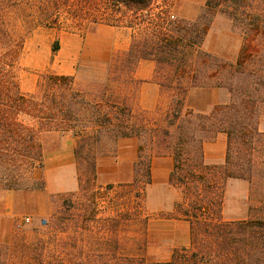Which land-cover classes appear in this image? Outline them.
<instances>
[{
	"label": "trees",
	"instance_id": "16d2710c",
	"mask_svg": "<svg viewBox=\"0 0 264 264\" xmlns=\"http://www.w3.org/2000/svg\"><path fill=\"white\" fill-rule=\"evenodd\" d=\"M63 2L0 0V192L44 190L42 180L25 173L43 167L46 135L74 139L75 168L84 173L78 180L82 191L95 186L103 142L137 138L144 144L138 147L131 183L119 186L129 190L133 207L105 218L101 229L107 233L71 237L64 247L69 250L49 251L45 258L40 254L32 264H264V132L258 129L264 117V0H206L194 21L172 20L168 0L161 5L157 0H94L101 7L100 20L111 19L108 25L142 28L129 48L111 60V82L90 98L76 87L74 76L48 74L36 93L24 94L16 75L24 41L17 24L28 28L27 33L47 26L51 12ZM36 3L38 11H31ZM217 14L227 17L242 38L234 64L203 49ZM58 46L56 41L51 51L57 52ZM142 61L154 64L153 80L160 88L175 93L158 125L137 118L134 108L109 95L110 83H131ZM187 87L225 88L230 101L208 113H195L184 106ZM220 133L226 136L224 163L208 165L204 144ZM144 146L158 152L144 155ZM160 156L172 159L168 182L182 194L174 216L188 225L190 240L188 246L173 249L168 261L147 263L125 251L130 242L136 250L142 247L140 234L148 225L145 190L151 184V160ZM229 179L250 185L251 215L245 220L222 218ZM261 211V216L253 215ZM7 249L0 246V264H11Z\"/></svg>",
	"mask_w": 264,
	"mask_h": 264
},
{
	"label": "rangeland",
	"instance_id": "374dc122",
	"mask_svg": "<svg viewBox=\"0 0 264 264\" xmlns=\"http://www.w3.org/2000/svg\"><path fill=\"white\" fill-rule=\"evenodd\" d=\"M168 1V15L172 20L194 21L202 13L206 0ZM157 3L161 5L162 0H157ZM38 5L36 3L31 11H38ZM100 8L94 0H64L51 12V23L47 26H39L27 33L28 28L17 24L16 30L24 36V41L16 75L24 94L36 93L41 78L55 74L74 76L76 87L86 91L90 98L100 95L105 83L111 82V73L114 72L109 68L111 60L125 52L142 29L108 25L111 19L105 22L97 16ZM56 41L59 46L53 53L51 49ZM241 43L242 38L233 30L231 21L217 14L205 37L203 49L226 63L234 64ZM133 79L127 85L110 83L109 95L114 101L134 108L137 118L144 117L151 125L162 123L175 93L161 88V98L155 104L152 101L154 93L148 91L141 103L138 92L142 81ZM151 81L155 83L153 78ZM189 84V81L185 83L186 86ZM187 88L184 106L190 111L208 109V113L214 106L222 105L219 102L224 95L230 98L225 88ZM190 91L193 95L187 104ZM263 120L264 117L260 123ZM263 127L258 126V129L261 131ZM42 140L43 167H36L25 176L42 180L44 190L21 191L17 197H6L3 193L18 191L0 192V246L8 248L7 260L11 264H32L34 257L41 254L45 258L49 251L62 254L69 250V247H64L71 237L88 239L90 231L95 236L107 233L101 229L103 220L115 218L116 213L133 207L131 193L119 186L131 183L133 165L138 158V152L134 156L132 145L138 146L144 141L134 138L119 139L115 143L113 139L103 142L96 160L95 186L82 191L78 180L84 179V173H78L75 168L72 136L53 133ZM211 142L213 140L205 143ZM156 152L158 150L144 146V155L152 156ZM132 160L134 163H130ZM163 168L164 164L156 167L157 183L152 185L151 182L145 190L144 213L148 217V225L140 234L142 247L136 250L130 242L125 251L126 254L138 255L147 263L168 261L173 249L188 246L190 240L188 225L174 216V206L182 202V194L168 180L164 183L159 180ZM108 186L112 189L106 190ZM249 192L247 181H227L222 207L225 221L250 217L252 202ZM261 214L262 211L253 215ZM112 233H109L110 239L114 237Z\"/></svg>",
	"mask_w": 264,
	"mask_h": 264
},
{
	"label": "crops",
	"instance_id": "0c3cea01",
	"mask_svg": "<svg viewBox=\"0 0 264 264\" xmlns=\"http://www.w3.org/2000/svg\"><path fill=\"white\" fill-rule=\"evenodd\" d=\"M154 69L155 66L152 62L150 61H142L138 64L136 67V70L133 73V77L136 79H140L142 81V84L140 85L139 88V97H140V102H144V96L146 95V92L151 91L153 94L152 101H154L155 104L158 103V101L161 98V88L158 84L152 82V78L154 76ZM194 90H200L198 88H194ZM193 95V92L191 91L187 95L186 103L188 104L190 101L191 96ZM230 98L225 97L224 99L221 100L219 103L222 105H226L229 103ZM218 104V103H216ZM193 112H199V113H207L208 109L200 110V109H193ZM264 126V120L260 123V126ZM264 132V127L263 130ZM127 139H134V138H127ZM137 139V138H135ZM138 140V139H137ZM119 141V140H118ZM141 143V141H140ZM137 144L133 143L132 145V151L134 152V156L136 157L137 152H138V147ZM204 151V163L208 165H221L224 163L225 159V151H226V136L224 134H217L216 137L214 138L213 142L211 143H205L203 147ZM135 160L130 161V163H134ZM171 163V166H170ZM161 164H164L163 168V173L160 175V181L164 183L165 181L168 180L171 167H172V159L169 156H160V157H154L151 160V182L152 185L157 183L156 181L158 180L157 175H156V167L160 166ZM6 194V197H17L19 194H22L21 191L18 192H10V193H3ZM4 196V195H3Z\"/></svg>",
	"mask_w": 264,
	"mask_h": 264
}]
</instances>
